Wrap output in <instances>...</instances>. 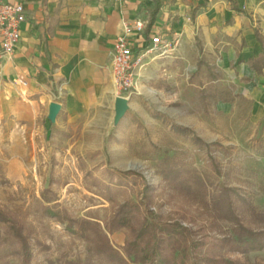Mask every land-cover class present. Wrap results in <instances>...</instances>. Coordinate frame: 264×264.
I'll return each instance as SVG.
<instances>
[{"label":"crops","instance_id":"0c3cea01","mask_svg":"<svg viewBox=\"0 0 264 264\" xmlns=\"http://www.w3.org/2000/svg\"><path fill=\"white\" fill-rule=\"evenodd\" d=\"M3 1L23 4L28 17L12 54H3L0 38V128L9 139L8 161L18 168L13 176L22 175L28 149L37 145L47 150L49 145L56 146L59 160L75 164L81 159L140 158L129 149L127 114L116 122V100L122 94L110 69L125 26L138 20L146 24L141 38L145 43L155 35L177 40L179 34L185 42L165 57L144 59L135 72L137 90L150 88L161 96L166 85H178L183 62L185 66L192 63L191 40L197 48V63L202 56L212 57L219 71L231 77L264 82V73L259 75L250 67V60L264 51V0H233L242 12L233 10L228 0ZM153 61H157L154 71L146 72L144 67ZM62 83L66 96L51 121L52 95Z\"/></svg>","mask_w":264,"mask_h":264},{"label":"rangeland","instance_id":"374dc122","mask_svg":"<svg viewBox=\"0 0 264 264\" xmlns=\"http://www.w3.org/2000/svg\"><path fill=\"white\" fill-rule=\"evenodd\" d=\"M175 38L179 46L185 42L183 34ZM189 44L192 63L185 66L183 62L178 85H166L161 96L150 88L148 91L136 88L131 96L124 93L119 96L131 103L125 118L129 122V149L132 156L140 157L137 160L81 159L75 164L59 160L55 152L58 147L49 145L51 149L47 150L37 145L29 147L22 175L13 176L18 168L8 161L12 154L9 139L0 128V209L17 215L31 230L32 264H68L85 262L88 258L83 240L69 234L64 224L41 217L40 206L45 204L43 193L57 199L47 205L58 203L71 216L99 219L103 226L112 214V205L102 195V185L110 184L116 189L117 181L124 183L122 193L117 196L119 202L127 198L140 201L143 186L148 184L156 190L151 206L143 208L149 220L180 222L200 231L202 239L206 236L208 242H213L209 210L166 190L160 166L167 156L180 166L198 172L209 184L210 192H214L212 184L217 182L235 187L264 214V82H246L217 67L221 79L216 85L238 97L231 104L211 102L205 108L197 80L190 85L186 82L196 72L198 60L194 40ZM208 60L215 64L212 57ZM156 62L144 67L146 72H153ZM148 85L153 86L150 82ZM137 102L141 108L135 109ZM174 125L189 129L193 133L191 137L199 138L201 143L176 132ZM241 217L252 228L263 227L249 212ZM225 227L230 231L229 225ZM105 233L116 248L123 247L128 238L125 229L113 233L105 230ZM0 252L5 262L21 264L7 244L0 247ZM229 257L239 264H264V250Z\"/></svg>","mask_w":264,"mask_h":264},{"label":"trees","instance_id":"16d2710c","mask_svg":"<svg viewBox=\"0 0 264 264\" xmlns=\"http://www.w3.org/2000/svg\"><path fill=\"white\" fill-rule=\"evenodd\" d=\"M232 9L242 12L233 0H228ZM154 17V16H153ZM191 20L195 22L193 14ZM154 22L151 19L149 25ZM257 38L263 43L259 30H255ZM197 43H200L197 38ZM202 54V49H199ZM250 67L259 75L264 73V51L258 58L250 60ZM197 80L201 102L205 108L208 104L233 103L238 95L229 89L216 85L221 79L217 65L202 56L197 63L196 72L190 83ZM173 130L185 137L193 133L178 125ZM199 144V138H192ZM217 175L220 173L216 169ZM166 190L186 200L197 202L210 212V231L214 241L203 239L200 231L187 228L180 222H159L149 220L143 208L151 206L155 196V188L144 184L140 201L126 199L119 202L117 196L122 193V181H117L116 189L110 184H103L102 195L112 205V214L102 226L96 220L79 219L62 209L55 196L43 193L45 204L40 206L42 218H49L64 224L69 234L83 240L87 245L88 258L85 262H69L68 264H239L229 257L232 254L246 255L250 252L264 250V214L259 213L251 201L235 188L222 182L212 184L214 192L209 191V184L196 171L186 169L170 157L163 158L160 166ZM250 213L254 220L263 227L252 228L245 224L241 214ZM225 224L229 225V230ZM127 230L128 238L121 248H116L105 230L113 233ZM5 235V236H3ZM32 232L14 213L0 209V247L8 245L19 257L21 264H32ZM0 264L5 262L0 252Z\"/></svg>","mask_w":264,"mask_h":264},{"label":"built area","instance_id":"2783aa9c","mask_svg":"<svg viewBox=\"0 0 264 264\" xmlns=\"http://www.w3.org/2000/svg\"><path fill=\"white\" fill-rule=\"evenodd\" d=\"M23 4L7 3L0 0V38L3 54H12L20 40V28L27 21ZM146 24L140 20L132 26L127 25L124 34L114 47L110 69L114 84L120 93L131 96L135 90L134 77L137 68H141L144 59L151 54L153 60L165 57L179 46L178 40H170L162 35L152 36L149 43L142 40ZM136 48H140L136 53ZM64 84H60L52 95L54 102L60 104L65 98ZM61 106V105H60Z\"/></svg>","mask_w":264,"mask_h":264},{"label":"water","instance_id":"95a60500","mask_svg":"<svg viewBox=\"0 0 264 264\" xmlns=\"http://www.w3.org/2000/svg\"><path fill=\"white\" fill-rule=\"evenodd\" d=\"M129 108V101L124 97H118L116 100V122L125 116ZM61 109L60 104L53 102L50 107L49 119L55 121L57 114Z\"/></svg>","mask_w":264,"mask_h":264}]
</instances>
